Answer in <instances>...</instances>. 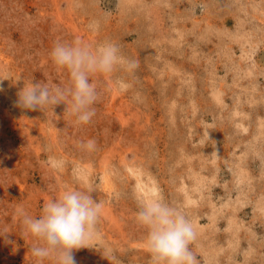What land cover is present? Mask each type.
Here are the masks:
<instances>
[{
	"label": "rangeland",
	"instance_id": "1",
	"mask_svg": "<svg viewBox=\"0 0 264 264\" xmlns=\"http://www.w3.org/2000/svg\"><path fill=\"white\" fill-rule=\"evenodd\" d=\"M57 42L119 46L87 124L16 104L32 81L71 87ZM0 89V264H55L20 211L66 189L103 205L77 264H152L136 213L158 198L193 222L196 264H264V0H0Z\"/></svg>",
	"mask_w": 264,
	"mask_h": 264
},
{
	"label": "clouds",
	"instance_id": "2",
	"mask_svg": "<svg viewBox=\"0 0 264 264\" xmlns=\"http://www.w3.org/2000/svg\"><path fill=\"white\" fill-rule=\"evenodd\" d=\"M88 27L96 30L99 25L93 21ZM51 57L58 67L69 70L71 87L50 89L32 81L23 86L16 104L35 111L67 101L77 121L89 123L95 115L93 105L99 97L96 86L90 82V75L112 72L123 60L119 46L105 42L93 51L81 42H57ZM127 67L129 70L136 69L138 61H127ZM80 146L90 152L96 150L95 140L81 142ZM61 163L56 162L54 166L59 167ZM102 208V203L94 199L90 191L66 189L58 198L44 203L38 218L21 210L26 234L37 241L31 249L33 256L40 261L54 258L55 264H77L74 250L85 248L86 241L93 238ZM136 221L147 230L146 249L152 264H196L190 245L197 239V232L184 212L159 198L140 201Z\"/></svg>",
	"mask_w": 264,
	"mask_h": 264
}]
</instances>
